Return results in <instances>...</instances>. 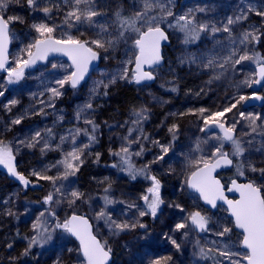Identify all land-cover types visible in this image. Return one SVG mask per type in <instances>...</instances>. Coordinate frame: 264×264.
Wrapping results in <instances>:
<instances>
[{"label":"rangeland","instance_id":"obj_1","mask_svg":"<svg viewBox=\"0 0 264 264\" xmlns=\"http://www.w3.org/2000/svg\"><path fill=\"white\" fill-rule=\"evenodd\" d=\"M160 2L164 3L174 14L173 16L166 17L160 26L168 30L170 29L169 31L173 40V44L170 47L176 61L184 59L189 54H195L198 51H202L204 53V62H206L209 57H215L220 62H223V57L228 56L229 53L234 50L228 33L223 31L214 34L211 32L202 33L201 38H203V40H198V45L197 41L195 42V46L184 44L182 42L183 33L178 28L173 29L172 22L175 25V18L188 13L190 9L194 11L199 8L205 9L204 12L195 11L197 22L214 24L220 28L227 23L229 17L235 18V16L239 15L242 10L248 13L247 18L254 16L255 22L250 25L246 24V19L230 26L233 29L232 37L236 39V58H238L239 55L244 54L245 51L252 56L253 47L251 44L248 45L247 48H243V46L239 45L238 38L243 31L251 30L253 26L261 29L264 26V24H262V18L255 14L257 10L264 11V0H181L178 2L177 0H160ZM124 3L128 5L127 10H129L131 16L135 14V11L143 8V0H126ZM114 4L115 3H113L111 7ZM48 6L52 11L47 17H45L42 11L34 12L30 9L27 6L26 0H20L19 3L12 2L6 9L0 10V15L5 17L19 16L24 21L23 23L19 21L13 22L18 26L15 29L10 27V55H12V58L15 60L10 68L16 67L17 59H27L26 52L23 50L27 49L30 44H34L35 40L38 38V34L32 27L34 23H47L49 26H54L56 31L53 33V38L55 39H66L74 32L76 23H74L72 27H69L64 22L65 14L68 11L65 0H52ZM249 7L253 9L252 12H248ZM150 15H161L160 9L155 7ZM244 24L247 26H244ZM10 25H12V23ZM241 25L243 26L239 29V26ZM127 36L130 37V39H121L117 42L114 48V52L116 51L118 54L120 53L119 57L124 60V62L126 60H131V56H133V54L135 56L136 54V48L134 47L133 49V40L135 39L133 37L136 36V33H128ZM58 61L59 60H51L46 64L37 67L36 70H34L36 71L34 74L42 80L49 78L50 76L54 84H56V80L62 79L72 71L66 61L60 60L63 61L65 67L59 64ZM53 64L57 67L53 68ZM181 67L183 68L184 66ZM192 67L199 75L203 74L198 81L205 88L202 97L199 96L198 98L187 90H180L178 87L181 85V81L175 88L174 93L172 90L169 91L173 93V96H171V93L169 92L164 94L161 93L158 84H160V87L168 89L164 86L165 84H163L164 72L158 71V69L154 70L156 84L141 87L136 86L133 93L134 100L132 106L136 112L140 109H146V111L154 110L161 105L163 111L162 115L164 116L160 117L158 125L148 128V126L142 127L135 124L128 125L124 123L119 126H111L108 131V136H110L112 140L110 142V150L112 152H118L123 145H126L128 141L124 138L128 137L129 140L134 141L129 145L131 153L130 160L133 167L141 169L145 165L149 167L153 164H158V166L150 169L151 173H148V175L159 177L164 174L168 175V178L171 179L170 182L161 183L160 195L163 204L158 210V214L155 218L151 215L140 217L136 209H128V205L133 203L143 206L144 202L141 199V196L146 193L147 188L151 185V181L145 179L144 175H138L136 179H132L128 172L122 170L121 167H112L113 164L120 163V158L118 156L110 154L112 157H110V159L113 162L111 167L105 168L101 170L98 175L90 177V180L95 182L89 189L77 179V173L75 176L69 177L66 181L56 182L57 187L63 184L68 192L76 189L84 194L81 200L76 201V203L71 206L66 199L61 200L60 203L49 205L53 207V210L55 209L54 212L56 215L63 218L69 211L73 210L75 211L74 213H78L81 212L83 208H86L85 215L94 223V233L100 238L102 243L106 242L107 247H109L111 241L119 234H130L139 230L138 235L119 244L117 256L112 264H150L152 260L164 257L171 258L168 260L167 264H204L202 257L198 255L199 247H204L205 249L216 247L223 248L227 245L232 251L246 253L240 247L241 235L238 232L234 233L233 222L228 217L225 208L218 206L216 210H208L201 204L196 196L192 194L184 195L182 194V191H184V187L188 192L185 180L186 177L195 170L190 164V161L198 160L201 157H210L214 147L219 146L221 143V141L216 139V137L220 136L218 133L201 131V128H204V123L202 126L201 120L211 113L223 111L224 108L230 107V102L235 100L233 103H236V99L239 100L240 96L249 97L251 95L249 87L252 81H254L255 70L249 65L247 60L234 67L226 66L225 69H220L218 67L214 70L205 69L202 67V64L201 67L198 68L194 66ZM185 69L191 70L189 66L185 67ZM221 72L223 74L219 75ZM183 75H185V73ZM183 75L180 77H184ZM217 75H219V78H214ZM177 79L178 78L176 77H172V82L178 83ZM28 80H30L29 76L24 75L23 83ZM6 81L7 77H2L0 79V92H3L7 88ZM17 86L19 87V84ZM49 87L52 86L49 85L47 88ZM83 88L74 89L73 94L70 95L72 101L77 100L76 104L80 105V108L85 105L83 102V100L86 101L85 95L86 98H93L96 95V93H92L94 86L88 85L86 88ZM60 90L63 94L64 89ZM260 93L264 98V86ZM60 97L57 98V102L60 100ZM79 99L82 101H78ZM41 100L45 101V104H41ZM48 101L49 96L43 97L38 101L40 110L43 108V112L37 110L39 114L38 116H40L39 119H47V122L45 125H42V129L33 130L31 138L37 131L42 134L43 132H47L48 129L52 130L50 127L53 115L49 112L50 107L45 106ZM193 101L198 102L195 104H200L199 109H192L191 105H193ZM243 101H241L240 105L234 108L232 112L226 113L225 117L222 119L228 126L239 121V123H236L235 137L242 142L245 152L243 156L239 158L237 166L242 163L244 165L242 169L244 174L258 175L260 172L251 171L248 165L253 164L258 169L264 168V104L262 107H253L243 110ZM181 109L184 110L181 111ZM200 109H205V112L201 113L199 111ZM240 112H244L246 116L252 115L260 117L257 121L258 127L255 133L251 131L248 120H241ZM43 114H45L46 117L42 116ZM93 117L94 112L91 110L85 113L80 120L76 119L74 125L78 126L80 129L88 128L89 131H91V126L86 125L84 119L87 118L93 120ZM169 117H173V119H168ZM131 122L133 123V121ZM171 125L176 126L175 139H173V133L169 131L172 127ZM130 128L133 129L131 136H129ZM20 130L21 128L18 127V129L12 131L10 127V132L13 136ZM96 132L97 129L94 135ZM68 134L69 132H65L63 135L68 136ZM43 136L44 135L42 134V139ZM143 137H147V139H143ZM77 138L78 143H89L86 135L82 134ZM138 138L140 139L136 142ZM8 139H10V136ZM11 142L12 140H9L6 144L11 146ZM64 144L68 145L62 149L73 145L71 140L70 142L64 141ZM62 145V143L58 142V147ZM198 145L199 150H197ZM162 146L169 148L167 154L162 152ZM141 147L144 149L142 155H135L136 152L141 150ZM92 148L93 145L91 144L90 149ZM226 149L230 152H227ZM51 150L53 153L50 158L52 157L56 161V165L50 176L55 177L63 171V166L58 162L62 161L65 156L61 157L57 151L58 149L55 150L54 148H51ZM223 151L230 153L231 155L232 145L230 142H223ZM48 154L42 155L40 161L35 164H40L47 160ZM161 155L164 156L163 160L153 162ZM231 157L234 156L231 155ZM15 160L17 164L23 166L24 169H27L28 164L31 163L28 162L27 159L18 160L15 157ZM94 161L97 160L94 159ZM235 173L238 174L237 167ZM185 175L187 176L184 179V183L181 185L180 180L181 178H184ZM252 182L258 187L264 189L263 176L260 175L258 178H253ZM45 186L48 194L50 192L55 194L54 185L51 181H47ZM105 188L109 189L107 194L114 201V203L107 205L106 207L102 199L105 195ZM35 194L40 195L39 188L35 189ZM18 195L19 187L16 186L0 204V229H3V226L5 225L6 230L11 224V218L13 216L17 218L14 221L13 226L19 227L22 231V246L18 248L22 255L27 248V238L35 234L32 230L33 223L41 212L47 213L48 205L46 206V204L43 203L44 199L41 198L42 201L33 205V207L31 204L28 205L25 203ZM262 195H264V191H262ZM55 198L56 200L61 199L59 195H56ZM176 204L180 205L185 211L182 212L180 211V208L170 207V205ZM102 208L112 217V219L118 222L127 220L128 222L134 223L139 221L145 225L144 218L148 216L153 218V228L151 229L146 225L144 228L137 226L135 229L121 232L118 235H113L105 221L97 219V213ZM193 211H201L202 214L211 217L210 231L205 233H200L192 229H185L179 232L174 231L175 224L182 222V220ZM9 212L12 214L9 215ZM3 216L7 218L10 217L7 219L8 221L6 224L3 223ZM47 218L50 225L53 224L50 217ZM61 218L59 219L62 220ZM224 225L232 228L231 233L224 238L215 235V233L220 231ZM185 232L188 234L185 235ZM8 234L9 233L5 231L4 236H1L0 238V250L2 249V252L0 251V264H17L18 258L14 255L17 249H9L6 245V242H10L12 238L11 234ZM165 234H167V237L175 239L177 243L180 244V248L177 249ZM197 241L199 242V245H197ZM32 249H34L32 251L33 257L36 261H39L40 264H54L58 257L62 260V264H67L68 261H70V264H77V258L79 256L78 246H75L74 241L62 230H56L53 233V239L47 244L42 247L34 246ZM68 249H73V251L69 253ZM210 256L214 258L208 264H216L217 261H221V264H229V261L218 256L216 253H212ZM79 258L82 259L81 256H79ZM23 264L29 263L24 261Z\"/></svg>","mask_w":264,"mask_h":264},{"label":"snow or ice","instance_id":"obj_2","mask_svg":"<svg viewBox=\"0 0 264 264\" xmlns=\"http://www.w3.org/2000/svg\"><path fill=\"white\" fill-rule=\"evenodd\" d=\"M19 3L20 0H0V10L6 9L10 3ZM52 0H26L27 6L35 11H42L45 17L49 16L52 9L48 6ZM65 4L68 7V11L65 14L64 22L69 27H72L74 23H88L89 25H95L96 19L103 15L102 12L96 10V6L93 0H65ZM43 5V6H42ZM58 7V6H57ZM158 7L160 9L161 15H150L152 10ZM195 11L204 12L205 9L199 8ZM195 11L190 9L188 13L176 17L177 27L183 33V43L193 44L200 37L202 33H217L223 31L228 33L229 39L233 45V51L229 53L228 56L223 57V62H220L215 57L207 58L204 62L203 57L197 58L194 54H189L187 57L181 60L184 63L185 60L189 63H196L199 59L202 67L205 69H225L226 66H235L241 64L243 61L254 59L245 51L237 57V52L235 50L236 39L232 37L233 29L230 27L233 24L239 23L242 20H246L248 13L243 10L239 15L229 17L227 23L222 27H217L214 24H209L205 22H197L195 18ZM251 7L248 8V12H252ZM255 14L262 18V24H264V11L257 10ZM115 19L111 24H100L99 32H97V38L90 41H84L81 39H75L68 36L66 39H55L53 38V33L56 31L54 26H49L47 23H34L32 27L38 34V38L35 40L34 44H30L27 49L23 50L26 52L27 59H17L15 68H5L8 60L7 50L8 42L10 38L9 25L13 22L19 21L23 23V19L19 16H8L5 17L0 15V69H4L8 73L7 82L9 84L19 81L24 76V70L26 68L35 65L37 61H44L52 53H59L68 57L71 61L72 71L65 75L62 79L55 81L58 87H49L47 92L50 93L49 101L45 105L46 107H53V101L62 95L60 89L64 88L65 85H70L73 89H76L80 85L81 81L85 79V75L89 71V65L92 61L98 59L99 53L94 49H103L107 51L109 47H115L117 42L121 39H130L127 36L128 33H136V38L133 40V45L137 49L135 55V67L129 74V69L124 67L123 73L119 75V79L129 80L130 82H135L136 84H141L142 82L154 80V75L152 70H145V65L148 69H154V66H158L161 63V42L166 41L168 36L165 31L161 28V23L164 22L166 17L173 16V12L161 3L160 0H143V8L141 10L135 11L132 16H125L121 12L117 11L115 14ZM171 26V24H170ZM109 28L112 31H109ZM264 36V29L257 28L253 26L251 30H245L238 38L239 45L243 48H247L248 45L254 44L260 41L261 37ZM34 49V51H33ZM259 59V57H256ZM53 68L57 66L52 65ZM221 72L219 75H222ZM217 75L214 78H219ZM257 75L259 79L252 81L253 83H259L261 79H264V63L258 65ZM116 77H113L110 83H115ZM211 82V81H209ZM107 88L108 84H104L102 81L98 82L96 86L92 89V93L95 94L97 88ZM175 91V89H172ZM107 94V93H105ZM4 93L0 92V96ZM43 95V93L41 94ZM260 97H257L259 99ZM248 99V97L240 96L236 103L231 104L230 107H226L223 111H217L211 113L204 117V128L201 131H206L212 126L220 129L222 136L216 137L217 140L221 141L219 146H215L208 158L201 157L198 160L190 161V164L195 168L191 172L190 176L185 180V184L188 188L199 193V198L202 199L206 204L210 205L212 208L217 207V201H223L227 204L228 212L232 217L234 227L241 230L240 235L242 236V247L246 249V253H241L239 251H232L225 245L223 248H208L199 247L198 255L202 258H209L210 254L216 253L218 256L223 257L229 264H264V195H262L261 187H258L255 183L249 182L240 184L234 179L231 182V187L228 188L229 192H238L239 199L230 200L224 194L223 186L219 179L213 176V172L225 165H231L233 159L230 158V154L223 151V142H230L232 145L231 155L240 158L245 152V148L242 146V142L235 137L236 123L227 126L223 119L226 113L232 112L234 108L237 107L241 101ZM18 103L17 100L13 99L9 101L4 107L11 111V107ZM41 104H45V101L41 100ZM93 105L91 102L86 103L81 108L77 110L76 119L80 120L82 116L91 111ZM201 113L205 112V109L199 110ZM43 112V108H41ZM135 119L133 123L137 126L141 125L142 121L147 119L146 109H140L134 112ZM241 120H248L251 131L255 133L257 131V121L260 119L258 116L245 115L244 112H240ZM60 119H63L61 117ZM22 117H18L12 120V125H18L21 123ZM86 125L91 126V131L88 128L80 129L75 128L70 131L68 136H61L60 140L63 143L65 140L70 139L75 145L77 143L76 138L80 135H86L89 143L83 145V147L77 148L73 147L71 151L67 152L64 159L60 162L63 166V171L58 176L41 175L39 172H33L32 175L36 176L37 180H47L51 181L54 185L55 194L49 193L44 198V204L51 205L53 203H60L61 200L66 199L68 204L74 205L76 201L81 200L84 194L76 189L68 192L63 184L56 186L57 181H66L69 177L75 176L79 171L81 164H83V155L85 150L90 147L91 144L96 142V136L94 135L97 125L91 119H84ZM169 131L173 133V139H175L176 126L173 125ZM133 129H129V136H131ZM47 135L51 136V129L47 130ZM128 143L123 145L118 152H112L110 154L118 156L120 158L119 164H113L112 167H121L122 170L128 172L132 179H136L138 175H144L145 179L151 181L150 187L147 188L146 193L141 196L144 204L143 206L137 205L135 203L129 204L128 209H136L140 217L146 215H151L155 218L158 214V210L163 204L161 199L160 189L161 182L155 175H148L149 168L145 165L141 169H136L131 164L130 160V149L129 145L134 141L129 140L128 137L124 138ZM140 138L137 139L138 142ZM147 139V137H143ZM42 134L37 131L33 135L31 141L25 142L20 141L19 143L24 144L28 148L36 147L41 143ZM50 148L47 141H44L42 151ZM143 147L135 155L139 156L143 153ZM199 150V145L197 146ZM169 151L168 147L162 146V152L167 154ZM164 156L161 155L156 158L153 162L158 160H163ZM15 155L13 149L10 145L6 144L4 141L0 140V165H3L11 176H14L22 185L27 186L30 181L16 169L14 163ZM97 160H99V153H97ZM244 165L241 163L237 166L238 173L242 176L244 171L242 170ZM248 167L251 171H259L261 176H264V168H257L253 164H249ZM108 188L104 189L105 195L102 197L105 207L114 203V201L107 194ZM56 195L60 196V200H56ZM170 207L180 208V211H185L180 205H170ZM9 215L12 213L9 212ZM47 217L55 219V223L50 225ZM97 219H102L108 225L109 230L113 235H118L121 232L129 231L135 229L137 226L144 228L145 225L139 221L128 222L116 221L108 215L102 208L97 213ZM211 217L202 214L201 211H193L189 213L182 222L176 223L174 231H181L185 229H192L200 233H205L210 231ZM62 230L65 233L74 236L79 241V256L82 259L77 258V264H108L111 256V248L107 247L106 242L102 243L97 236L93 234L92 226L89 224L88 219L83 216L73 214L68 219L60 222L56 218V213L54 211L41 212L37 217L36 221L32 225V230L35 233L31 237H28L27 248L25 249L23 255H28L30 250L34 246H43L53 239V233L57 230ZM232 228L224 225L222 229L215 233V235L224 238L229 233H231ZM188 233L185 232V235ZM167 237V234H165ZM171 240V243L177 248H180V244L177 243L175 239L167 237ZM197 245L199 242L197 241ZM10 248L11 245H8ZM69 253L73 249H68ZM239 257V258H237ZM170 257H164L160 259H155L150 262V264H167ZM54 264H62V260L58 257ZM216 264H221V261H217Z\"/></svg>","mask_w":264,"mask_h":264},{"label":"trees","instance_id":"obj_3","mask_svg":"<svg viewBox=\"0 0 264 264\" xmlns=\"http://www.w3.org/2000/svg\"><path fill=\"white\" fill-rule=\"evenodd\" d=\"M126 0H93V3L96 6V10L103 13L102 16L95 18L96 24L95 25H89L88 23H76V27L74 28V32L71 34V37L75 39H81L84 41H90L92 39L97 38V32H99V25L100 24H111L112 21L115 19V13L117 11L121 12L125 16H131V13L129 10H127L128 5L125 4ZM180 0H177V2ZM115 3L112 7L111 5ZM177 10V9H175ZM106 12V13H105ZM246 24H252L255 22L254 16H251L247 18ZM251 22V23H250ZM173 29H176L174 23L172 22ZM243 25L239 26V29ZM244 26H247L244 24ZM11 27L13 29L17 28V24L12 23ZM245 28V27H244ZM264 29V26L263 28ZM171 37V44H173L172 35L170 33V29H166ZM242 30V29H241ZM109 31L111 32L112 29L109 28ZM244 32V31H243ZM133 38H136L133 37ZM198 40H203V38H199ZM197 40V45H198ZM189 46H195L196 44H188ZM253 47L252 56L254 59L247 60L250 66L254 67L259 62L264 63V36L261 37L260 41L254 44H251ZM167 47L164 53V59L165 63L164 65L158 69V71L164 72V86H166L168 89H165L164 87H160V84H158V87L161 91V93H166L171 91L173 88L175 89L179 82L181 81V85H179L180 90H187L190 93H192L195 97L197 96H203L205 92V88L203 85H201L198 81L199 78L203 74H198V72H195L193 70V67H201V62L198 59L196 63L189 64L186 60L184 63H181L180 61L175 60V56L173 54V51L171 47ZM115 47H109L107 48V51L103 49H94L98 51V53L101 55V61L99 68L92 74V76L89 78V80L80 88H86L88 85L96 86L98 82H103L104 84H108L107 88H97L96 95L93 98H86L83 102L86 104L88 102H91L93 105L92 111L94 112L93 121L98 126L97 132L95 134L96 136V142L93 143V150L89 148L85 150V153L82 157L83 164H81L79 171L77 172V179L83 183L88 189L91 187V185L95 182L90 180V177L98 175L101 170L105 168H110L112 165V160L110 159V142L112 141L110 136H108L109 128L113 125H122V124H130L133 125L131 121L135 119L134 116V109L132 106V102L134 100V91H135V85L133 82H130L129 80H122L119 79V75L123 73L124 67H127L129 69V74L131 75V66L134 60V54L131 56V60H122L116 51L114 52ZM198 48V47H197ZM134 49V45H133ZM249 55V53H247ZM197 58L203 57L204 60V53L202 51H198L194 54ZM13 56L10 55L11 58V65L15 61ZM256 57H259V59H256ZM59 64H61L63 67H65V64L63 61H58ZM181 66H184L183 68ZM189 66L191 70H186L185 67ZM66 69V68H65ZM36 71L27 72L24 75L29 76L30 80L23 83L24 76L17 82L9 84L6 81L7 88L3 91L4 95L0 96V140L4 141L5 143L9 140H12L11 147L13 149L14 155L16 159L18 160H24L27 159L28 162H31L28 164V168L24 169L23 166H19V170L24 174V176L30 181V186L28 188H23L19 183L12 182L1 170H0V204L2 201L9 195V193L13 190L14 187H19V198L22 199L25 203L28 205H35L38 202H41V198H45L48 195L47 188L45 186L47 180H37L36 176L32 175L33 172H39L41 175H50L53 168L56 165V161L50 156L52 155L51 148H54L57 150L61 157H64L68 151L72 150V148L75 146L77 148L83 147V145L87 144L84 142L78 143V138H76L77 143L75 145H71L68 148H64L65 145L64 142L62 143L60 140V136H66L63 135L65 132L73 131L75 128H78V126H75L76 121V113L77 110L80 108V105H77L76 101H72L70 95L73 94L74 89H71L68 85H65L63 90V94L60 97V100L58 102L55 99L53 101L54 106L50 107L49 112L52 113L53 119H52V135L48 136L47 132H43L42 134L43 139L41 140V143H39L36 147L28 148L24 146V144L19 143L20 141H31V134L33 130H40L42 129V125H45L47 122V119L40 120L38 116V111L40 110L39 106V99H42L43 97L50 96V93L47 92V87L51 85L52 87H58V85L54 84L52 78L49 76V78L45 79H39L37 75L34 74ZM185 73V75H183ZM184 77H180V76ZM3 76H0V79ZM113 77H116L115 83H110L112 81ZM172 77L178 78L177 82H172ZM5 78V77H3ZM8 78V77H7ZM181 79V80H180ZM19 84V87L17 86ZM156 84L155 81L153 83ZM152 84V85H153ZM83 88V89H84ZM44 89V91H43ZM166 90V91H165ZM61 91V90H60ZM173 91V90H172ZM42 93H45L41 95ZM107 93V94H105ZM171 96H173L172 92ZM46 95V96H44ZM27 98V99H25ZM17 100L18 103L15 106L11 107V111H8L4 106L9 103L11 100ZM238 99H236L237 101ZM56 101V102H55ZM82 101V100H78ZM82 102V103H83ZM197 101H193L192 109H199L200 104H195ZM235 100L231 101L230 104H233ZM56 103V104H55ZM198 103V102H197ZM241 103V102H240ZM237 104L238 105H240ZM180 104V103H179ZM184 109H181L183 111ZM41 111V110H40ZM147 119L142 121L141 125L142 127L152 128L158 125V121L163 114L161 105L157 107L154 110H147ZM181 114V112H180ZM42 116L46 117L45 114ZM22 117L21 123L18 125H12V120ZM63 117V119H60ZM2 119V121H1ZM168 119H173V117H169ZM202 126L204 123V118L201 120ZM167 125V122H166ZM172 126V125H171ZM170 126V127H171ZM10 127L12 131L21 128V130L12 135L10 132ZM10 136V139L8 137ZM30 138V140H29ZM44 141H47L50 145V148L47 150L42 151ZM67 142H70V139L65 140ZM58 142L62 143L63 145L58 147ZM72 142V141H71ZM73 144V143H72ZM89 149V151H88ZM227 152H230L228 149H226ZM39 153V154H38ZM50 153V154H48ZM97 153H99V160H97ZM47 155V160L43 161L40 164H35L40 161L42 155ZM112 158V157H111ZM96 159L97 161H94ZM234 159V166L230 173H223L220 174L221 179L224 183H228L230 179L236 178L238 180H252L253 178L260 177L261 174L258 175H250V174H244L240 175L239 173L236 174V167L239 158L233 157ZM158 166V164H153L152 166H149L148 173L150 174V169ZM30 167V169H29ZM187 175L184 176V178H181L180 183L181 185L184 183V179ZM168 175H161L157 177L160 182H170L171 179L168 178ZM188 177V176H187ZM186 177V179H187ZM264 177V176H263ZM39 188L40 195L35 194V189ZM182 194L189 195L185 188L183 187ZM184 192V193H183ZM41 196V197H40ZM44 203V202H43ZM47 206V205H46ZM34 207V206H33ZM47 211H55L53 210L52 206L47 207ZM75 211H69L67 215L63 218L56 215V218L59 219L60 222H63L68 218L70 214H75ZM86 208H83L81 212H78L76 214H85ZM10 217H2L3 223H7V219ZM17 218L14 216L11 218V224L10 226L5 230L6 226H3V229H0V238L1 236H4V232L7 231L9 234H11L12 238L10 242H6V245H11L9 249L16 248L17 251L14 254L18 260L17 264H23L24 261L28 262L29 264H40L39 261H36L33 257L32 250H30L28 255H21V251L18 250L22 246L21 242V235L22 231L19 227H14L13 223ZM53 221V224L56 222L55 219L51 218ZM153 218L146 217L144 218L145 225L149 228H153ZM10 221V220H9ZM91 221V219H90ZM93 227L94 223L91 221ZM59 230V229H57ZM61 231V230H59ZM139 230H136L132 233L128 234H119L114 240L111 241L109 248L112 250L113 255V261L114 262L116 256H117V249L121 242L126 241L130 239L131 237H134L138 235ZM236 233V232H234ZM8 234V235H9ZM6 235V234H5ZM99 238V237H98ZM75 246L76 243L74 242ZM2 252V249L0 250ZM214 257L209 256V258H202V261L204 264H208L211 262V260ZM41 260V259H40ZM111 263V264H112ZM67 264H70V261L67 262Z\"/></svg>","mask_w":264,"mask_h":264},{"label":"water","instance_id":"obj_4","mask_svg":"<svg viewBox=\"0 0 264 264\" xmlns=\"http://www.w3.org/2000/svg\"><path fill=\"white\" fill-rule=\"evenodd\" d=\"M9 29H10V26H9ZM164 30V29H163ZM165 31V30H164ZM165 34L168 36V34L165 32ZM169 43H170V40H169V36H168V39L166 40V41H162L161 42V56H162V60H161V63L158 65V66H154V68H158V67H160L161 65H163V63H164V58H163V50H164V48L166 47V46H168L169 45ZM10 47H11V45H10V38H9V42H8V50H7V56H8V60H7V63H6V65H5V68H9V66H10V58H9V52H10ZM33 51H34V49H33ZM51 60H64V61H66L69 65H70V67H71V69H72V66H71V61L68 59V57L67 56H65V55H62V54H59V53H52V54H50L49 56H48V58L46 59V60H44V61H37V63L35 64V65H32L31 67H29V68H26L25 70H24V73L25 72H27V71H32V70H34V69H36L37 67H39V66H42V65H44L45 63H47V62H49V61H51ZM99 64H100V55L98 56V59L97 60H95V61H92L91 63H90V65H89V71H88V73L85 75V79L83 80V81H81V83H80V85H78V87L77 88H79L89 77H90V75L93 73V71H95L97 68H98V66H99ZM134 67H135V61H134V64H133V66H132V69H134ZM145 67V70H153V69H148V67L145 65L144 66ZM73 70V69H72ZM257 70H258V66H256L255 67V73H256V75H255V80H257V79H259V77H258V75H257ZM5 74H7V71H5L4 69H0V76L1 75H5ZM153 82V80L152 81H146V82H142L141 84H136L135 82V84L136 85H138V86H141V85H149V84H151ZM264 86V79H261L260 80V82L259 83H253L252 85H251V87H250V92L251 93H254V95L252 96V97H250V98H248V99H246L245 101H244V103L242 104V109L243 110H247V109H249V108H253V107H262L263 106V104H264V100H263V97H262V95H261V93H260V91H261V88ZM71 87V86H70ZM72 88V87H71ZM257 97H260L259 99H257ZM207 132H218L221 136H222V133L220 132V129L219 128H217V127H215V126H212V127H210L209 129H207L206 130ZM234 135H235V133H234ZM14 163H15V165H16V162L14 161ZM2 166V170H3V172L11 179V180H13V181H15V182H19L14 176H11L9 173H8V170L3 166V165H1ZM232 166H233V163L231 164V165H225V166H222V167H220V168H218V169H216L214 172H213V176L216 178V179H219L220 180V178L218 177V174L219 173H221V172H225V171H229V170H231V168H232ZM16 169H17V167H16ZM18 171V170H17ZM234 180V179H233ZM236 180V179H235ZM237 181V183H240V184H244V183H249L248 181L247 182H239L238 180H236ZM220 182H221V185L223 186V190H224V194H225V196L227 197V199H230V200H237V199H239V193L238 192H235V191H233V192H229L228 191V188L229 187H231V182H232V180L230 181V183L228 184V186L226 187L223 183H222V181L220 180ZM188 188V187H187ZM188 191L190 192V193H192V194H195L198 198H199V193H197V192H195L194 190H192V189H190V188H188ZM199 200H200V202L203 204V206L206 208V209H208V210H216V208L218 207V206H222L223 208H225L226 209V211H227V215H228V217L232 220V217L230 216V213L228 212V210H227V208H228V206H227V204H225L223 201H217V207L216 208H212L210 205H208V204H206L202 199H200L199 198ZM73 215V214H72ZM77 215H79V214H77ZM71 216V215H70ZM69 216V217H70ZM80 216H83V217H85L86 219H88L86 216H84V215H80ZM88 221H89V224L92 226V224H91V222H90V220L88 219ZM233 222V221H232ZM233 226H234V223H233ZM234 229H235V231H237L238 233H240V231L241 230H239V229H236L235 227H234ZM92 231H93V227H92ZM94 234V233H93ZM69 236L78 244V246H79V241L74 237V236H71L70 234H69ZM98 239V238H97ZM241 241H242V239H241ZM241 249L243 250V251H247L246 249H244L243 247H242V244H241ZM82 257V256H81ZM112 259H113V256H112V254H111V256H110V259H109V261H108V264H110L111 262H112ZM245 264H246V262H245Z\"/></svg>","mask_w":264,"mask_h":264},{"label":"bare ground","instance_id":"obj_5","mask_svg":"<svg viewBox=\"0 0 264 264\" xmlns=\"http://www.w3.org/2000/svg\"><path fill=\"white\" fill-rule=\"evenodd\" d=\"M53 171V170H52Z\"/></svg>","mask_w":264,"mask_h":264}]
</instances>
